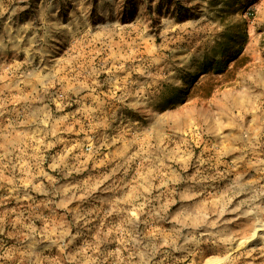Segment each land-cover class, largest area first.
<instances>
[{
    "label": "rangeland",
    "instance_id": "rangeland-1",
    "mask_svg": "<svg viewBox=\"0 0 264 264\" xmlns=\"http://www.w3.org/2000/svg\"><path fill=\"white\" fill-rule=\"evenodd\" d=\"M0 264H264V0H0Z\"/></svg>",
    "mask_w": 264,
    "mask_h": 264
}]
</instances>
